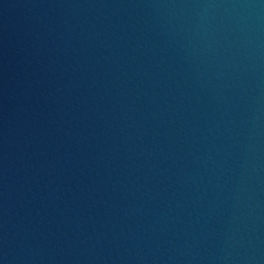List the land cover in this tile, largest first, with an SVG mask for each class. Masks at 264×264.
Segmentation results:
<instances>
[{
  "label": "water",
  "instance_id": "water-1",
  "mask_svg": "<svg viewBox=\"0 0 264 264\" xmlns=\"http://www.w3.org/2000/svg\"><path fill=\"white\" fill-rule=\"evenodd\" d=\"M0 264H264V0H0Z\"/></svg>",
  "mask_w": 264,
  "mask_h": 264
}]
</instances>
